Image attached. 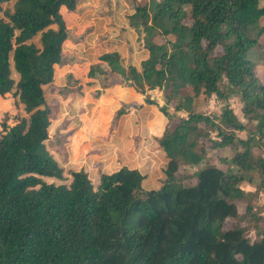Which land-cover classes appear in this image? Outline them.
<instances>
[{"label": "trees", "instance_id": "16d2710c", "mask_svg": "<svg viewBox=\"0 0 264 264\" xmlns=\"http://www.w3.org/2000/svg\"><path fill=\"white\" fill-rule=\"evenodd\" d=\"M79 1L0 0V264H264V215L251 200L264 193V82L248 56L264 46L263 0H154L151 14L150 5H137L129 21L144 30L147 51L139 68H124L116 50L90 65L102 87L118 73L147 104L158 106L147 90L162 91L164 127L152 136L162 181L149 189L141 168L114 161L96 171L47 149L55 125L45 90L71 59L64 42L78 40L60 8L74 11ZM75 95L67 115L78 111ZM200 95L222 102L217 121L192 111ZM169 104L187 115L170 114ZM136 122L125 107L111 118L125 147ZM207 143L231 150L218 157L225 168L209 163L183 182L180 171L203 162ZM244 181L255 192L244 191Z\"/></svg>", "mask_w": 264, "mask_h": 264}, {"label": "rangeland", "instance_id": "374dc122", "mask_svg": "<svg viewBox=\"0 0 264 264\" xmlns=\"http://www.w3.org/2000/svg\"><path fill=\"white\" fill-rule=\"evenodd\" d=\"M85 3L79 2L74 11L62 8L66 27L78 38L65 41V51L71 59L65 65L64 69L60 71V77L55 82V86L46 88L45 97L50 110V120L55 125L53 132L46 142L47 149L60 160L67 164H87L88 167H93L96 171L102 162H106L109 166L114 161L119 164H128L141 168V171L146 174V182L143 184L144 189L156 188L162 181L161 161L162 154L158 151V147L152 142V136L159 134L164 127V114L159 110L163 106L162 91L158 88L149 90L147 94L151 99L157 102L158 106L147 104L142 96H139L133 87L128 86L123 82V78L118 73L110 72L107 78V85L103 88L100 85L98 78H90L88 76L89 67L96 62L97 56L102 52V49H122L121 65L126 68L130 63L138 64L137 55L134 50H141L143 48L144 30L142 27L135 28L134 26L120 23H114V13L119 11L118 7L122 4L126 9L122 12L125 17L129 11L134 12L137 5H150L148 10L151 14L153 8L151 6L154 0H83ZM89 1V2H88ZM261 1V3H263ZM4 4V8H7ZM96 17H106V25H102L100 32L96 35L93 41L86 40V36L97 28ZM128 18V16H127ZM264 18L261 19L263 21ZM109 22V24H108ZM96 23V24H95ZM110 26L116 29V39L118 43H110V39L114 36L111 34ZM127 27H131V34H123ZM254 35L253 31L251 32ZM260 41L264 44V34L260 37ZM157 42H164L168 37L156 36L154 38ZM127 46H126L123 44ZM131 45L134 46L132 48ZM114 44V45H111ZM116 44V45H115ZM118 44L121 47H118ZM89 48V49H87ZM264 46H254L249 52L248 56L256 64V72L264 82ZM127 87V88H126ZM98 90V95L93 93ZM76 94V95H75ZM75 95L76 104L79 112L74 115H67L68 102ZM95 100V101H94ZM93 102L90 105L87 103ZM136 102H144L149 108L142 109V112H137L133 108ZM4 104V102L2 103ZM80 104V105H79ZM221 103L218 102L215 95L202 96L195 99V104L192 109L194 112L206 114L212 118L219 117L221 113ZM228 104L232 107L236 116L241 121H246L240 111V102L236 97H231ZM60 107H63L62 110ZM125 107L131 109L135 113L137 119L138 131L134 135V140L131 146L121 149L118 145L117 135L113 136L115 130L111 129V118L114 112L120 108ZM1 108H7L4 105ZM167 111L170 114H177L179 116H186L187 112L174 111L171 104L167 106ZM68 112V111H67ZM58 114H62L58 118ZM133 123V122H132ZM131 123V124H132ZM113 133V134H112ZM240 136H245V132H240ZM138 140L139 147L135 149L134 142ZM131 142V140H130ZM207 154L203 162L196 166L183 167L180 171L185 175L183 182H193L190 175L199 167L206 164H215L221 168H225L218 157L222 155H230L231 150L228 148L213 150L210 144L207 143ZM259 153L258 150H255ZM132 153V154H130ZM255 178L256 173L252 174ZM240 187L246 192H255L256 185L249 184L244 181ZM252 202L254 208L261 211L264 215V193L258 192L257 197H253ZM244 208V202H239V210ZM232 220H226L225 226H229ZM255 232L250 233L254 237Z\"/></svg>", "mask_w": 264, "mask_h": 264}, {"label": "crops", "instance_id": "0c3cea01", "mask_svg": "<svg viewBox=\"0 0 264 264\" xmlns=\"http://www.w3.org/2000/svg\"><path fill=\"white\" fill-rule=\"evenodd\" d=\"M81 1V3H85L83 0H80ZM79 1V2H80ZM79 2H78V4H79ZM89 2V1H88ZM77 7V6H76ZM62 8L64 9H66V10H68L65 6H61V8H60V12H61V14H62V17H63V19H64V14L62 13ZM118 9H119V11H117V12H115L114 13V16H113V20H114V23H120L121 25H123V24H126V25H129V16L133 13L132 11H129L128 13H127V15L125 16V17H123L122 16V12H124L126 9H124L123 8V6H122V4L121 5H119V7H118ZM127 16H128V18H127ZM96 19V21H97V28H96V30H95V28H94V30L93 31H91L86 37V40L87 41H89V42H91V41H93L94 40V38L96 37V35L100 32V28H103V26L102 25H106V22H105V20L107 19L106 17H96L95 18ZM64 22H65V20H64ZM96 24V23H95ZM108 24H109V22H108ZM65 25H66V23H65ZM110 28V31H111V34L112 35H114L111 39H110V43H114V42H116V44L118 43V41H117V39H116V28L114 27V26H110L109 27ZM132 28L131 27H127V30H125V32H123V34H131V32L130 31H132L131 30ZM115 44V45H116ZM123 44H124V42H123ZM126 44V43H125ZM124 44V45H125ZM111 45H114V44H111ZM129 45L132 47V48H134V46L133 45H131L130 43H129ZM126 46V45H125ZM118 47H121V45L120 44H118ZM126 48H127V46H126ZM64 49H65V42H64ZM87 49H89V48H87ZM122 49L123 48H121V49H119V48H116V49H114V50H116V51H118L119 53H120V55H121V57H122ZM113 49H110L109 50V48L108 49H105V50H103L102 49V52H106V51H114ZM135 51H137V52H135ZM101 52V53H102ZM135 52V55H137V58H138V64H133V65H135L137 68H139V65H140V61L141 60H143L144 58H146L147 57V51L145 50V48L143 47V48H141V50H134L133 49V53ZM122 59H123V57H122ZM132 64V63H131ZM65 68V66H63V67H60V66H56V78H55V82H56V80L58 79V77H60V71L62 70V69H64ZM103 88H105V87H103ZM127 88V87H126ZM152 90V89H151ZM149 90H147V92H148ZM147 92H146V94H147ZM138 95L139 96H142L143 98H144V95H141V94H139L138 93ZM76 98V97H75ZM144 100V99H143ZM92 104V103H91ZM136 104H138V105H141L142 106V108L143 109H145V108H149L148 107V105H146L144 102H136ZM74 105L76 106L77 104H76V100H75V102H74ZM80 105V104H79ZM87 105H90V102H88L87 103ZM61 108V110H62V108L63 107H60ZM133 108H135V109H137V107H133ZM77 110H79V108H77ZM128 110H130V113H134V112H132L131 111V109H128ZM68 108H67V110H66V114H68ZM137 112H138V109L136 110ZM77 112H79V111H77ZM135 114V113H134ZM113 136H115V135H113ZM118 137L119 138H121V140H122V138H123V136L122 135H118ZM125 142H123V141H121V143L118 145L121 149H123V148H125ZM131 146V145H130ZM81 164H83V163H81ZM69 165H71V164H69Z\"/></svg>", "mask_w": 264, "mask_h": 264}]
</instances>
